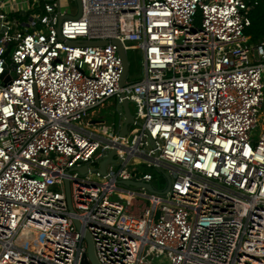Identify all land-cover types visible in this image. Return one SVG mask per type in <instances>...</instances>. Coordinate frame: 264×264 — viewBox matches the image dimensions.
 I'll return each instance as SVG.
<instances>
[{
	"label": "built area",
	"instance_id": "1",
	"mask_svg": "<svg viewBox=\"0 0 264 264\" xmlns=\"http://www.w3.org/2000/svg\"><path fill=\"white\" fill-rule=\"evenodd\" d=\"M81 2L59 32L60 0H0V264H81L84 230L100 264H264V0ZM112 40L144 56L123 88ZM122 93L142 124L124 137ZM111 99L123 121L93 123ZM143 164L167 193L121 184L154 187Z\"/></svg>",
	"mask_w": 264,
	"mask_h": 264
},
{
	"label": "water",
	"instance_id": "2",
	"mask_svg": "<svg viewBox=\"0 0 264 264\" xmlns=\"http://www.w3.org/2000/svg\"><path fill=\"white\" fill-rule=\"evenodd\" d=\"M77 5H78V12L75 16L72 15H66V16H61L60 17V23H59V27H58V31L60 32L61 30V22L64 18L66 17H80L82 14V2L81 0H76ZM61 37V35H60ZM62 38V37H61ZM113 43H115L118 46L119 49V54L121 56L122 59V63H123V71H122V75H121V79H120V86L121 88H123L126 84V81L128 79L129 76V72H130V62H129V58H128V52L125 49L123 43L119 40H112ZM68 44L70 45H77L78 43L72 40H68L67 41ZM108 43V40H104V41H97V40H90V41H85L83 43H81V45L84 46H98V45H106ZM122 97L124 98L122 103H121V109L123 110V115H124V121H123V125L122 128L120 130V136L124 137L128 134L129 132V127L131 124L137 123L138 125H142L140 122H136L135 121V117L134 114L132 113L131 107H130V102L129 100L126 98V94L122 93ZM99 122H103V120H99V119H95L93 120V123H99ZM151 144L155 147V141L153 139H150ZM117 151L114 149L110 152L109 156L106 157L101 163H100V167H99V171L103 174L106 173V168L107 165L110 163H113L116 161L115 159V155H116ZM79 170L82 173L87 172V168L86 167H82L79 168ZM165 177L167 178V182H168V186L167 188L160 192L158 191L156 188H154L152 186V184L150 183H145V182H138V181H134V180H124L121 181V184L126 185V186H134L137 188H146L147 190L153 192V193H167L171 187L172 184V178L168 173H164ZM65 186H66V197H67V202H68V206L69 209L74 212V208L72 205V197H71V189H70V182H69V178H65ZM74 223L77 226V228L79 230H83V225L80 222L79 219L74 218ZM84 238L87 242V252L84 254L83 259H82V263L81 264H100L97 256H96V252H95V246H94V241L92 238L91 233L88 230H84Z\"/></svg>",
	"mask_w": 264,
	"mask_h": 264
},
{
	"label": "rangeland",
	"instance_id": "3",
	"mask_svg": "<svg viewBox=\"0 0 264 264\" xmlns=\"http://www.w3.org/2000/svg\"><path fill=\"white\" fill-rule=\"evenodd\" d=\"M60 1H61V6H62L64 11H66L69 14H77L78 5H77L76 0H60ZM128 58H129V62H130V72H129V76H128L129 81L139 80L142 77H144V75H145L144 56H143L142 52L140 50H129L128 51ZM117 103H118L117 99H111L104 106L97 109L92 114V117L104 120L105 123H109V124L112 122H117L119 119H120V122H122L123 118L122 117L120 118L119 114L116 111ZM263 118H264V113H263L261 121H263ZM260 126H261V124H260ZM138 127L139 126H137V125L131 124L130 125V131L131 132H139ZM260 130H261V128H258L256 133L254 134V137L257 141H258V138L260 136ZM141 168H142V170L140 173L150 172L153 175L152 183L158 191L162 192L167 188L168 182H167V178L165 177L163 171H160L157 167H153V166L150 167L147 164L141 165ZM128 188H129V186H128ZM131 188H134L137 191L140 190V188H137L134 186H132ZM145 201L147 203H149L148 200H145ZM162 259H164V258H157L154 261V264L161 263Z\"/></svg>",
	"mask_w": 264,
	"mask_h": 264
},
{
	"label": "trees",
	"instance_id": "4",
	"mask_svg": "<svg viewBox=\"0 0 264 264\" xmlns=\"http://www.w3.org/2000/svg\"><path fill=\"white\" fill-rule=\"evenodd\" d=\"M247 32L252 34V41L258 40L264 32V3H260L253 12L252 25Z\"/></svg>",
	"mask_w": 264,
	"mask_h": 264
},
{
	"label": "crops",
	"instance_id": "5",
	"mask_svg": "<svg viewBox=\"0 0 264 264\" xmlns=\"http://www.w3.org/2000/svg\"><path fill=\"white\" fill-rule=\"evenodd\" d=\"M7 2H20L21 0H5ZM18 9H20L19 13H16L15 15L21 20V21H24L28 18V13L26 11V6L25 4H18ZM9 12V8L7 9H4L3 11H6ZM100 120V119H99Z\"/></svg>",
	"mask_w": 264,
	"mask_h": 264
}]
</instances>
